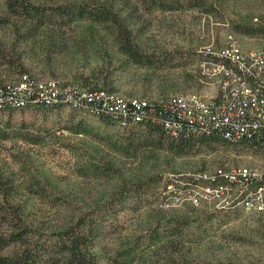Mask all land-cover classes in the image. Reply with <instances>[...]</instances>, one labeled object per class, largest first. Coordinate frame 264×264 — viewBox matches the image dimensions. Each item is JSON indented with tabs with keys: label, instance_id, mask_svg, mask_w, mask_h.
Here are the masks:
<instances>
[{
	"label": "rangeland",
	"instance_id": "obj_1",
	"mask_svg": "<svg viewBox=\"0 0 264 264\" xmlns=\"http://www.w3.org/2000/svg\"><path fill=\"white\" fill-rule=\"evenodd\" d=\"M30 2L97 5L127 30L88 20L68 25L58 15L35 35L25 33L29 19L6 16L10 24L0 28V193L33 230L52 232L77 213L107 218L109 202L121 199L116 221L102 219L111 225L98 235L96 264H113L114 257L119 264H264L261 217L205 206L163 212L157 203L170 175L254 166L261 162L255 148L205 142L178 154L145 128L121 131L71 101L73 91L100 88L153 106L182 93L212 95V87L196 83L189 55L224 46L228 33L244 50L264 49V32L240 33L244 26L264 28V0ZM3 10L0 0V16ZM124 33L149 65L120 52ZM172 56L187 62L175 68L161 62ZM49 82L63 102L44 106L32 94ZM19 100L26 101L24 110H14ZM118 249L120 256L112 252Z\"/></svg>",
	"mask_w": 264,
	"mask_h": 264
},
{
	"label": "built area",
	"instance_id": "obj_2",
	"mask_svg": "<svg viewBox=\"0 0 264 264\" xmlns=\"http://www.w3.org/2000/svg\"><path fill=\"white\" fill-rule=\"evenodd\" d=\"M225 43L198 51L202 56L196 66L198 80L212 87L210 96L182 93L153 106L140 99L126 102L112 92L73 91L74 106L89 116L107 118L119 129L156 115L173 137L186 132L217 136L229 146L250 145L259 152L261 162L254 166L170 175L159 194V207L164 211L205 206L264 216V49L244 50L230 33ZM38 89L32 94L35 101L45 105L63 102L54 83L41 84Z\"/></svg>",
	"mask_w": 264,
	"mask_h": 264
},
{
	"label": "trees",
	"instance_id": "obj_3",
	"mask_svg": "<svg viewBox=\"0 0 264 264\" xmlns=\"http://www.w3.org/2000/svg\"><path fill=\"white\" fill-rule=\"evenodd\" d=\"M4 15L0 16V28L3 25L10 24L6 20V16L16 18L29 19L31 23L25 27V33L30 31L32 35L43 26L49 23L55 24L53 19H65V23L71 25L80 20H88L99 25H115L122 33H126V28H122L117 22L115 16L104 8L97 5H90L85 2H74L57 6L53 8L45 6H36L30 0H3ZM21 19V21H23ZM24 22V21H23ZM263 26H244L240 28V33L247 35H255L263 33ZM120 34L119 50L122 54L132 58L139 65H149L151 62L146 61L143 57L133 52L132 43L129 36ZM27 41V39H25ZM201 55L198 51L189 55L188 61L194 67L196 83L203 88V85L198 80L197 62L201 60ZM187 58L172 56L168 59H163L172 68L181 66V63ZM187 62V61H186ZM185 62V63H186ZM87 91H106L113 92L107 89H89ZM168 101V100H167ZM166 101V102H167ZM162 102L160 105L165 104ZM16 103L14 110H24L26 106ZM159 105V106H160ZM45 106V104H44ZM50 106V105H47ZM81 110L80 108H78ZM156 115H151L148 119H144L135 126L130 128L119 129L121 131H131L135 128H145L147 135H156L159 141H166L169 148L178 154L186 152L197 146L199 143L216 142L226 144L217 136H195L186 132L180 133L176 137L170 135L168 130L156 119ZM105 122L114 125L107 118H99ZM115 126V125H114ZM116 127V126H115ZM141 136V135H140ZM149 137H147V141ZM153 142V141H152ZM224 164L218 165L223 166ZM159 195L157 196V203ZM123 202L121 199L110 201L111 207H107L105 213L108 214L104 218L102 212H92L89 216L77 213L73 214L66 223L56 227L52 232H39L33 230V226L29 225L23 216L22 209L13 204L6 193H0V264H96L95 247L100 244L101 240L98 235L107 233L111 224H104L102 219L115 220L119 211L123 208L120 205ZM110 205V204H109ZM108 205V206H109ZM162 210V209H161ZM183 210H195L193 208H185ZM164 212V210H162ZM173 211V210H170ZM181 211V210H180ZM71 215V211H69ZM264 219L263 215H257ZM124 250H112L113 253L120 256ZM113 264H119L116 258H113ZM128 256L125 253L122 260L127 261Z\"/></svg>",
	"mask_w": 264,
	"mask_h": 264
}]
</instances>
